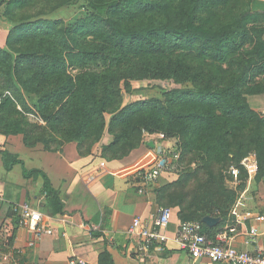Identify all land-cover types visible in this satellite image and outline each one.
Masks as SVG:
<instances>
[{"label": "trees", "instance_id": "obj_1", "mask_svg": "<svg viewBox=\"0 0 264 264\" xmlns=\"http://www.w3.org/2000/svg\"><path fill=\"white\" fill-rule=\"evenodd\" d=\"M45 1L50 10L32 11ZM79 1L0 0V22L9 24L0 45V134H21L28 147L42 143L59 153L76 142L87 155L108 132L102 157L111 161L159 133L162 142L174 139L181 164L187 153L204 160L155 188L159 202L179 207L182 221L214 216L223 223L238 197L213 166H239L241 191L249 177L241 161L253 152L256 179L264 177V114L248 100L264 94V10H254L253 0H82L69 20L45 18ZM148 79L187 86L124 103L132 82ZM0 153L7 171L21 164L25 178H43L48 215L64 213L46 172ZM149 157L154 162L156 151ZM98 264H117L110 247Z\"/></svg>", "mask_w": 264, "mask_h": 264}, {"label": "crops", "instance_id": "obj_2", "mask_svg": "<svg viewBox=\"0 0 264 264\" xmlns=\"http://www.w3.org/2000/svg\"><path fill=\"white\" fill-rule=\"evenodd\" d=\"M252 7L264 10V0H253ZM0 23L1 38L5 40L9 24ZM248 100L255 110L264 114V94L248 96ZM151 135L147 134L145 142L126 157L108 161L102 157L103 146L112 141L108 132L87 155L79 153L76 142L66 144L59 153L47 150L42 143L28 147L21 134H0V147L18 154L28 170L46 172L65 203L64 213L49 215L48 226L53 229V234L42 236L34 247H30L33 233L18 226V217L12 207L16 203L29 202L48 215L44 207L46 198L41 193L43 178H25L21 164L7 171L0 153V251L16 248L21 253L20 264H69L71 258L98 264L100 253L107 246L117 264H225L194 259L179 248L174 240L182 221L177 206H172L173 218L167 228L169 241L155 245L146 253L138 251L136 240L129 234L133 218L141 216L152 220L163 207L155 192L159 185H153L145 193H140L137 186L138 170L153 162L149 154L165 142L158 135ZM150 141L154 142V147L148 144ZM173 142L174 139L168 144ZM256 176L251 170L228 218L223 223L220 218L217 224L208 225L205 230L211 238L223 232L229 237L235 235L233 245L237 249L264 255V177L257 180ZM163 181L160 185L166 184ZM108 209L111 210L108 227L102 229ZM259 216L262 217L260 221L256 219ZM91 226L95 229L91 230ZM254 227L257 235L251 239L250 231ZM231 228H236V232L231 233ZM94 231H103L105 235L95 237Z\"/></svg>", "mask_w": 264, "mask_h": 264}, {"label": "built area", "instance_id": "obj_3", "mask_svg": "<svg viewBox=\"0 0 264 264\" xmlns=\"http://www.w3.org/2000/svg\"><path fill=\"white\" fill-rule=\"evenodd\" d=\"M159 137L164 140L160 134ZM157 159L147 167L138 170L136 174L138 191L145 193L148 188L155 185L164 174L176 173L182 170L181 153L174 150L173 146L165 141L156 149ZM231 172L239 175V169L232 167ZM13 211L18 217V226L28 228L33 233L29 242L34 247L42 236L53 234V229L48 226L49 215H44L35 209L29 202L16 203ZM173 218L172 207L163 206L152 219L135 216L129 228V234L136 240L139 252L146 253L155 245H163L169 241L167 228ZM258 221L261 216L256 218ZM95 227L91 226V230ZM231 233L236 228L230 229ZM251 239L257 235L254 227L250 231ZM180 249L188 252L194 259H208L214 263L225 264H264L262 253H251L237 249L233 242L235 235L229 237L227 232L211 238L204 231V223L199 220L181 221L174 239ZM20 251L12 247L7 251H0V264H20ZM69 264H90L83 258H71Z\"/></svg>", "mask_w": 264, "mask_h": 264}, {"label": "rangeland", "instance_id": "obj_4", "mask_svg": "<svg viewBox=\"0 0 264 264\" xmlns=\"http://www.w3.org/2000/svg\"><path fill=\"white\" fill-rule=\"evenodd\" d=\"M82 5H84V2L81 0L78 3H76L75 5L59 8L56 11L50 13L45 18H64V19L69 20L79 10V8ZM51 6H52V4L50 2L45 1L39 5H36L35 7H32V11H35L36 13H40V12L45 11V10H50L49 8ZM0 25H1V23H0ZM1 29L2 28H0V32H1ZM1 36L2 35L0 34V45H4L5 40H4V37L1 38ZM132 84H133V90L130 94L125 93L124 103H128L130 101L137 100V99H147V98H151V97L161 96L163 91H165V90L176 88V87L187 86V84H183V85L182 84L181 85L176 84L171 80H150V79L133 81ZM153 135L159 136L160 134L155 133V134H152L151 136H153ZM187 156H188L187 157L188 159H186L187 163L182 164V166H181L182 170H180L176 173L167 174V176L163 175L159 179V181L154 185V187L158 186V185H159L158 188L164 186V185H160L162 183L163 179H165L163 181V183L166 182L165 185H167L171 181L176 180L179 177V175H182L183 173L186 174L187 171L195 170L197 167L202 166L204 164V160L199 155L187 153ZM241 162H242L241 164L244 165V167L247 169L248 174H249V177L246 179V183H247V181L250 178L251 170L253 171V174H255V173L257 174V160H256L255 153L252 152L248 157L243 158V160ZM213 167H214L216 172L222 173L224 180H225V186L231 190L236 191L237 197H238L239 187H241V184L243 182L241 179L240 170H239V175L235 176L231 172V169H232V167L239 169V166L231 165V166L227 167V166H221V165L220 166L214 165ZM202 174L204 175V173H202ZM203 175H201V177ZM196 183H197V180L192 179L191 183L188 186L189 187L188 189H190V187L191 188L194 187L196 185ZM163 205L167 206V207H172V205L167 203L166 200H163Z\"/></svg>", "mask_w": 264, "mask_h": 264}, {"label": "water", "instance_id": "obj_5", "mask_svg": "<svg viewBox=\"0 0 264 264\" xmlns=\"http://www.w3.org/2000/svg\"><path fill=\"white\" fill-rule=\"evenodd\" d=\"M151 147H154L155 144L153 141H150L148 143ZM204 223H206L207 225L209 226H213L215 224H217L219 221H220V218L219 217H214V216H206L204 219H203Z\"/></svg>", "mask_w": 264, "mask_h": 264}]
</instances>
